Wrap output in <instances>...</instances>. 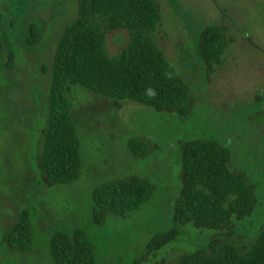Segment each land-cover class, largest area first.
<instances>
[{
	"label": "rangeland",
	"instance_id": "374dc122",
	"mask_svg": "<svg viewBox=\"0 0 264 264\" xmlns=\"http://www.w3.org/2000/svg\"><path fill=\"white\" fill-rule=\"evenodd\" d=\"M161 22L155 44L186 84L192 99L187 116L157 113L77 89L73 120L81 139L84 167L68 185L48 186L36 168L35 154L46 115L56 46L76 18L77 0H0V264H53L48 243L55 232L84 231L95 264H177L218 232L179 227L178 236L157 251L151 237L173 226V203L181 188L179 145L196 138L220 142L230 151L229 168L244 172L257 186L259 204L242 223L234 221V241L248 244L264 221V0H155ZM30 23L38 27L35 45L26 43ZM207 26L225 28L223 63L209 77L199 61L197 42ZM129 43L127 30L105 34V51L117 56ZM9 51L13 66L5 67ZM129 138L152 147L133 157ZM138 176L154 186L150 201L125 217L91 220V192L104 182ZM34 205L32 249H10L3 232L20 211ZM226 233L222 234L225 237Z\"/></svg>",
	"mask_w": 264,
	"mask_h": 264
},
{
	"label": "trees",
	"instance_id": "16d2710c",
	"mask_svg": "<svg viewBox=\"0 0 264 264\" xmlns=\"http://www.w3.org/2000/svg\"><path fill=\"white\" fill-rule=\"evenodd\" d=\"M161 22L155 0H77L76 18L56 46L46 98V115L35 164L48 186L68 185L84 167L81 139L73 120L72 101L77 89L117 102H134L157 113L187 116L192 109L188 87L155 44ZM2 16L0 15V53ZM127 30L129 43L117 56L105 51V34ZM38 27L30 23L26 43L33 46ZM225 28L200 30L197 54L205 76L223 63ZM9 51L5 67L13 66ZM126 147L135 158L150 155L152 147L141 138H129ZM181 188L173 203V226L150 238L148 251L170 244L179 227L218 232L203 247L183 255L177 264H264V221L245 244L234 241L235 222L250 218L258 204L257 186L241 171L229 168L230 151L218 141L196 138L179 145ZM154 186L138 176L104 182L91 192V220L104 224L107 215L125 217L152 198ZM34 205L23 208L15 223L3 232L6 245L25 254L34 245ZM226 233L225 237L222 236ZM53 264H95L94 246L82 230L70 235L55 232L48 243Z\"/></svg>",
	"mask_w": 264,
	"mask_h": 264
}]
</instances>
